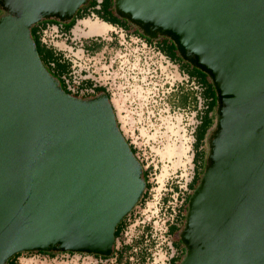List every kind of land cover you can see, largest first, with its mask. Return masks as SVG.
I'll return each mask as SVG.
<instances>
[{
	"label": "water",
	"instance_id": "water-1",
	"mask_svg": "<svg viewBox=\"0 0 264 264\" xmlns=\"http://www.w3.org/2000/svg\"><path fill=\"white\" fill-rule=\"evenodd\" d=\"M88 0H0V264L16 253L109 257L145 190L106 93H66L31 27ZM141 34L166 37L206 73L216 122L189 196L178 264H264V0H113Z\"/></svg>",
	"mask_w": 264,
	"mask_h": 264
},
{
	"label": "rangeland",
	"instance_id": "rangeland-1",
	"mask_svg": "<svg viewBox=\"0 0 264 264\" xmlns=\"http://www.w3.org/2000/svg\"><path fill=\"white\" fill-rule=\"evenodd\" d=\"M1 15L3 11L0 9ZM74 25L82 36L101 34L110 43L107 49H103L105 53L102 50L98 54L95 62H88L86 56L79 59L80 68L89 69L86 77L106 84L120 130L135 148V156L143 163V170H147L149 189L146 198L137 202L141 203L137 209L139 212H133L126 220L125 229L115 244L120 247L128 241L136 246L140 244L141 231L153 225L154 234L155 231L157 233L156 241L147 264H166L173 250L167 248L159 230L169 216L170 208L177 206L178 209L180 197L176 202L177 193L188 192L187 184L194 174L193 131L198 122L197 111L178 105L171 94L181 86L190 89L192 85L182 79L176 64L164 61L154 52L140 53L136 47L129 45L127 50L122 51L118 46L114 47L117 39L113 37L116 34L113 28L106 30L108 25L87 18L77 19ZM55 43L65 47L61 40ZM76 70L79 72L78 66ZM208 149L206 140V153ZM168 205L170 207L165 210ZM181 253L183 255L185 249ZM56 255L23 252L16 264H101L89 255H82L79 259L78 256L57 258Z\"/></svg>",
	"mask_w": 264,
	"mask_h": 264
},
{
	"label": "trees",
	"instance_id": "trees-1",
	"mask_svg": "<svg viewBox=\"0 0 264 264\" xmlns=\"http://www.w3.org/2000/svg\"><path fill=\"white\" fill-rule=\"evenodd\" d=\"M96 5H97L96 0H88V2L85 5L81 6L77 10L73 19L69 21L70 23H68L67 25H63V30L66 32L70 31V29L75 24V21L77 19H85L92 12L98 17V19L108 24H111L112 26L121 27L130 33L139 32V34H141V32L136 27H134L128 21L119 17L115 13L114 7H113V0H102V2L99 5V8H96ZM47 22L60 23L59 21L54 20V19L42 20L41 22H38L31 27V36L35 42L39 57L43 65L46 67V69L50 72L52 76L58 79L62 89L66 93L70 94V92L66 88L64 77L70 76V73L72 71L71 62L63 56L62 52L57 51L52 46L46 45L41 40L42 31L43 29H45ZM160 38H164V40L163 41L161 40L158 43L156 42L155 43L156 48L160 50L161 53H163L164 55L167 54V58L170 60V62L176 64L178 66L179 71L188 76V80H193L199 86L198 90H195L193 88L184 89L181 86L180 89L176 90V92L171 94V96H174L176 98L178 105L189 106L191 107L192 110H196L197 111L196 116L198 118V122L195 125L194 131H193L194 153H193L192 162L194 164V174L190 182L187 184L188 192L184 194L183 201L181 205L178 207V210L175 214L173 221L168 225L167 231L171 235L174 232H177L178 230L181 231V229L183 228L189 196L191 195L192 191L199 183V180L203 173L207 154H208L205 151V143H206V140H208V137L215 126L216 99L217 98H216V92L214 90L213 84L209 76L206 73L202 72L201 70L191 66L186 61H184L179 56L175 45L170 39L166 37H160ZM165 39L169 43V45L167 46L165 44ZM84 46L91 53H95L102 48L103 42L98 41L94 38H90V39L85 40ZM162 50L164 52H162ZM175 52L177 54H175ZM180 59L183 61L182 64H179ZM92 85H93L92 80L85 79L80 82L79 87L87 88V87H91ZM100 93H106L110 98L109 93L105 90L103 86H95L94 94H91L88 96H94ZM199 97L201 100L200 108H198ZM130 148L135 154V148L132 145H130ZM141 164L143 167L142 162ZM146 175H147V170H143V177L145 180V190L139 201H142L144 198H146L145 195H147V191L149 189V184L146 182ZM177 189H178L177 186H175L174 190L177 191ZM126 216L127 215H125L123 219L117 224L115 231H114L115 238H117L119 234L124 230L126 226V220H125ZM181 222H182V225H180ZM176 246L178 245H175V246L173 245V247H176ZM129 248L130 247L126 245L122 249H118V250L114 249L117 264H120L123 261L124 259L123 251ZM34 252L49 253V254H52L53 256L59 253L57 251H50V252L34 251ZM22 253L23 252L14 254L12 257L8 259L6 264H16L17 258ZM70 253H74V252H70ZM181 254L182 253H178L177 255L173 256L169 264H177L179 261H181L180 259L184 256L185 253L183 255ZM93 255L97 257L100 256L96 254H93ZM144 255L145 254H142V256ZM101 257L106 258L105 256H101Z\"/></svg>",
	"mask_w": 264,
	"mask_h": 264
},
{
	"label": "built area",
	"instance_id": "built-area-1",
	"mask_svg": "<svg viewBox=\"0 0 264 264\" xmlns=\"http://www.w3.org/2000/svg\"><path fill=\"white\" fill-rule=\"evenodd\" d=\"M101 2H102V0H96V3H97L96 8H99V5ZM87 19H96L97 20L98 17L94 13L91 12L89 14V16L87 17ZM60 23L47 22L45 29H43V31H42L41 40L46 45L52 46L57 51L62 52L63 56L71 62L72 71L70 73V76L64 77L66 88L70 92V95H73L76 97H81V98L86 97L88 95L94 94L95 86H103L105 88V90L108 92L109 90H108L106 84H102L101 82H99V80H96V78L86 77L85 73L89 69L87 70L86 68H80L81 60H79V59L86 56V59L88 60V62H91V61L95 62V58L98 57V54H100V52L103 49H107L110 43L108 41H106L104 36H102L101 34H91L89 36H82L77 30H75V28H76L75 26L73 29L66 32L63 30V25ZM112 28L114 30V33L116 34V36H114L113 38L117 39V42H115L113 44L114 47L118 46V48L122 51V50H127L128 45L134 46L137 48V51H140V53L154 52V53L158 54L160 57H162L164 61L170 62L169 59L165 58L160 52L157 51L156 47L147 46L140 39L138 34L127 32V30H125L121 27H118V26H112L111 25L110 29H112ZM73 30H74V33H72ZM90 38H94L98 41L103 42V46L99 51H97L95 53H91L90 51H88L85 48V46H84L85 40L90 39ZM110 39H111L110 41H112V38H110ZM59 40L63 41V44L65 45L64 48H61L60 46H58V44L55 43V42H58ZM64 51H66L67 53ZM103 52L105 53V50H103ZM102 56L105 57L103 55V53H102ZM77 66L79 67V72H77V70H76ZM178 71H179V69H178ZM181 77H182V79H184L186 81V83H190L192 85L191 88H193L195 90L199 89V86L193 80H188V76L186 74L181 73ZM85 79L92 80L93 85L91 87H87V88H80L79 87L80 82L82 80H85ZM199 100H200V97H199ZM184 194H185V192L177 193V197L175 198V201L178 202V198L180 197V200H179L180 204L178 205V207L181 205V203L183 201ZM140 204L141 203L136 204L132 208V210L125 217V220H128V218L131 216V214L133 212L134 213L139 212L137 209H138ZM169 207L170 206L168 205L165 208V210L168 209ZM176 208H177V206L170 208L169 216L167 217L166 220L163 221V224L159 230L160 236L163 237V241H166V243L168 245L167 248L169 250H173V251H174V247L170 242L171 241L170 234L168 233L167 229H168V225L173 221V219L175 217V214L178 210V209L176 210ZM122 232L120 234H122ZM155 234H157L156 231H155ZM155 234H154L153 225L152 226L149 225V229L141 231V237L139 239L140 244H138L136 246L135 245L133 246L131 243H128V241H124L123 242L124 244H122V245H120V247H118V245L115 244L117 242V238H118L117 237V238H115V243H114L112 255L109 257H106V258H103L101 256L97 257V256H94L93 254L70 253V252H59V253H57L56 257L58 258V256H62V257H66V258H71L74 256H78V259H79V258H81L82 255H89V256L94 257L96 259V261L100 262L101 264H110V263L117 264L114 249L115 250L122 249L124 246L127 245L130 248L123 251L124 259L120 264H147V262L150 259L151 250L153 248V242L156 241ZM168 237H169V239H168ZM129 254H132V255L130 256ZM142 254H145V255L142 256Z\"/></svg>",
	"mask_w": 264,
	"mask_h": 264
},
{
	"label": "flooded vegetation",
	"instance_id": "flooded-vegetation-1",
	"mask_svg": "<svg viewBox=\"0 0 264 264\" xmlns=\"http://www.w3.org/2000/svg\"><path fill=\"white\" fill-rule=\"evenodd\" d=\"M136 34H138L139 35V37H140V39L147 45V46H152V47H156L155 46V43L157 42H160L161 40L163 41L164 40V38H157V39H149L148 37H145V36H143L142 34H139V32H136ZM165 44H166V46L167 45H169V43L167 42V40L165 39ZM157 51L158 52H160L161 53V51L160 50H158L157 49ZM162 52H164L163 50H162ZM165 58H167V54L166 55H164L163 53H161ZM175 54H177L176 52H175ZM168 59V58H167ZM183 63V61L180 59V62H179V64H182ZM94 96H96V95H94ZM94 96H88V97H85V98H91V97H94ZM179 233H180V230H178L177 232H174L173 234H171L170 236H171V244L172 245H178V246H176V247H174V251H173V254L168 258V261H167V264H169L170 262H171V258L173 257V256H175V255H177L178 253H181V251L182 250H184L185 249V247H184V245H183V243L181 242V240H180V238H179Z\"/></svg>",
	"mask_w": 264,
	"mask_h": 264
},
{
	"label": "crops",
	"instance_id": "crops-1",
	"mask_svg": "<svg viewBox=\"0 0 264 264\" xmlns=\"http://www.w3.org/2000/svg\"><path fill=\"white\" fill-rule=\"evenodd\" d=\"M82 20H84V19H82ZM97 21H99V22H101V23H103V24H106V25H108V26H107L108 28H107L106 30H108V29H110V28H111V24H108V23H106V22H104V21H102V20H100V19H97ZM74 26H75V25H73L71 29H73V28H74ZM71 29H70V30H71ZM84 36H86V35H84ZM87 36H89V35H87Z\"/></svg>",
	"mask_w": 264,
	"mask_h": 264
}]
</instances>
